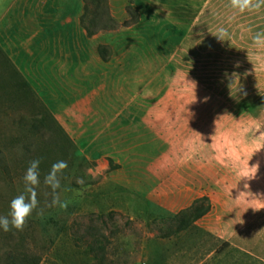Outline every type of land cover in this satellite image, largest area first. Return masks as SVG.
Here are the masks:
<instances>
[{"label": "rangeland", "instance_id": "374dc122", "mask_svg": "<svg viewBox=\"0 0 264 264\" xmlns=\"http://www.w3.org/2000/svg\"><path fill=\"white\" fill-rule=\"evenodd\" d=\"M106 4L117 31L132 25L146 50L147 108L162 112L163 126L143 134L147 145L134 143L100 167L0 50V215L14 197H27L25 170L40 160L37 207L22 230H0V264H264V236L252 254L194 221L178 230L196 206L210 204L199 195L232 185L237 171L246 191L264 196V39L253 40L264 38V4L243 13L231 0ZM143 10L145 20H162L158 37L142 34ZM58 160L67 167L54 193L44 178Z\"/></svg>", "mask_w": 264, "mask_h": 264}, {"label": "crops", "instance_id": "0c3cea01", "mask_svg": "<svg viewBox=\"0 0 264 264\" xmlns=\"http://www.w3.org/2000/svg\"><path fill=\"white\" fill-rule=\"evenodd\" d=\"M84 9V0H0V50L78 149L105 167L120 158L118 151L147 145L143 134L157 133L162 112L147 108L150 66L132 25L88 35ZM161 21L158 15L145 20L143 10L138 26L142 34L150 30L158 37ZM241 172L234 175L236 184L199 195L209 197L210 209L194 224L223 245L256 254L263 245L264 196L244 189Z\"/></svg>", "mask_w": 264, "mask_h": 264}, {"label": "clouds", "instance_id": "9594fccd", "mask_svg": "<svg viewBox=\"0 0 264 264\" xmlns=\"http://www.w3.org/2000/svg\"><path fill=\"white\" fill-rule=\"evenodd\" d=\"M261 4H264V0H258L256 4H251L250 0H231V7L243 13L245 10H251L253 8H259ZM220 34H224V30L220 29ZM217 37L220 39L219 35ZM261 34L257 33L253 37L255 43L259 44L262 42ZM39 159L32 160L25 170L23 181H24V192L14 197L10 201V212L8 215H0V230L7 232L10 229L22 230L25 224L26 218L32 213L37 207L36 199V186L39 184ZM67 167V162L64 160H58L51 165V169L44 178V182L50 186L52 191L55 193L56 189L60 187L59 174L63 169ZM53 204L57 203L54 198ZM61 207L67 205L61 203Z\"/></svg>", "mask_w": 264, "mask_h": 264}, {"label": "trees", "instance_id": "16d2710c", "mask_svg": "<svg viewBox=\"0 0 264 264\" xmlns=\"http://www.w3.org/2000/svg\"><path fill=\"white\" fill-rule=\"evenodd\" d=\"M85 1V9L84 14L82 16V20L86 21L85 27L88 35H93L99 28H107V27H115L117 23L114 21L112 17L109 15L108 7L106 4V0H84ZM131 15H137V11L130 7L129 8ZM90 15V16H89ZM104 15H107V18L110 20V25L104 21ZM88 16V17H87ZM137 18V17H136ZM136 22L138 19H134ZM100 52L104 56L105 59L108 57L105 54V47L101 46L99 48ZM210 209V204H204L200 206H196L193 211L188 214L187 220H182L178 230H183L187 226L190 225L191 222L200 218L203 214H205ZM225 246L228 243H224ZM22 264H39V261L36 259L25 258Z\"/></svg>", "mask_w": 264, "mask_h": 264}]
</instances>
